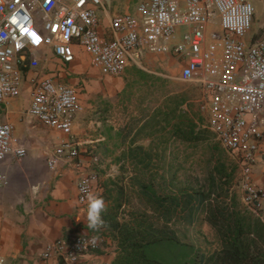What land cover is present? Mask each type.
Instances as JSON below:
<instances>
[{
    "label": "built area",
    "instance_id": "built-area-1",
    "mask_svg": "<svg viewBox=\"0 0 264 264\" xmlns=\"http://www.w3.org/2000/svg\"><path fill=\"white\" fill-rule=\"evenodd\" d=\"M255 15L251 0H140L135 11L114 13L106 0H0V186L6 182L2 161L27 155L17 144L16 125L3 118L4 106L21 95L27 80L29 115L69 137L48 153L49 165L74 159L80 168V205L88 207L89 192L103 198L97 176L87 170L100 158L93 155L85 165L74 136V121L84 109L79 91L41 74L42 50L51 49L66 65L75 60L78 45L103 76L123 75L148 55H172L182 66L179 79L201 91L199 125L238 159L244 204L264 220V187L251 180L264 154V28L249 36ZM103 231L68 232L49 243L41 257L78 264L84 254L101 248Z\"/></svg>",
    "mask_w": 264,
    "mask_h": 264
},
{
    "label": "trees",
    "instance_id": "trees-1",
    "mask_svg": "<svg viewBox=\"0 0 264 264\" xmlns=\"http://www.w3.org/2000/svg\"><path fill=\"white\" fill-rule=\"evenodd\" d=\"M137 72L146 83L147 73ZM128 91L127 85L117 94L126 109ZM187 102L185 94L170 95L164 104L144 114L130 147L116 158L122 173L105 183L103 198L108 206L102 213L103 233L117 245L113 264H264V220L235 195L229 194V200L213 197L216 190H227L232 178L226 154L217 144L220 158L207 185L176 189L175 179L168 180L165 171L160 173L174 143L197 146L211 138L212 132L198 123L202 118L184 109ZM144 138L151 139L147 147L134 145ZM127 162L133 171L128 176ZM132 195L143 207L127 211ZM125 211L127 217L122 218ZM177 222L194 225L204 242L196 244L181 237Z\"/></svg>",
    "mask_w": 264,
    "mask_h": 264
},
{
    "label": "crops",
    "instance_id": "crops-1",
    "mask_svg": "<svg viewBox=\"0 0 264 264\" xmlns=\"http://www.w3.org/2000/svg\"><path fill=\"white\" fill-rule=\"evenodd\" d=\"M110 1L115 7H119L117 11H135L137 7V2L134 3L133 0ZM107 10L111 13L108 7ZM75 50V60L66 65L51 49L42 50L40 55L47 58V62L40 72L43 75L57 76L59 81L73 85L79 91L84 109L78 112L73 130L77 133L76 136L74 133V136L80 143L85 165L90 163L93 155L100 158L103 154L99 153L102 146L109 148L113 144L120 147V152H114V148L107 149L103 157L108 162H117V156L130 147L132 137L142 124V120L135 128H130L129 124H122L118 129L111 121V124L107 123L109 119L105 120V128H102L99 121L90 120V123H97L94 131L89 129L91 125L86 127L88 131L85 129L84 133L77 129L79 119L86 114L97 116L111 111L109 101L125 87V79L101 75L92 67L91 58L82 47L76 45ZM44 52L47 56H44ZM82 58H85L84 62ZM127 70H130V67ZM26 73L31 74L32 71ZM30 89L29 82L25 80L21 92L24 101H19V96L12 98L3 110L4 120L9 119L16 125L17 144L27 148V155L20 161L14 160L11 156L2 161L6 182L0 186V258L6 260L5 264H67L56 257L44 259L41 254L49 243L68 232L92 233L95 230L88 227V207L80 205L78 200L80 168L74 164V159L59 158L54 167L49 165L48 153L57 143L69 137L62 132L49 130L29 115ZM101 103L104 105L101 106ZM113 132L123 138L121 142L111 144ZM150 142V138L146 141L138 139L134 145L147 147ZM83 143L91 144L86 145L84 150L81 146ZM87 148H94L95 152L88 153ZM93 168L94 164L87 167V170L93 172ZM108 176L110 174L98 176L95 181L103 193L105 187L99 182V178L105 182ZM251 180L259 187H264V154L258 157V162L252 169ZM105 204L107 207V200ZM262 208L264 213V197ZM116 255V243L110 236L104 234L101 248L84 254L78 264H113Z\"/></svg>",
    "mask_w": 264,
    "mask_h": 264
},
{
    "label": "rangeland",
    "instance_id": "rangeland-1",
    "mask_svg": "<svg viewBox=\"0 0 264 264\" xmlns=\"http://www.w3.org/2000/svg\"><path fill=\"white\" fill-rule=\"evenodd\" d=\"M256 7V15L254 20L253 29L250 31L249 36L259 35L264 28V0H251ZM134 3L140 2V0H133ZM106 5L111 13L113 12H130V11H117L118 8L115 7L111 3L110 0H106ZM136 5V6H137ZM258 15V18H257ZM85 58H82L84 62ZM47 62V58H42L41 65L39 70L44 67ZM182 66L177 64L172 55H148L145 62L141 66H131L130 70H127L123 75L119 77H124L125 86H129L130 96L129 100H125L124 103L127 105V109L122 105V101L118 100V97L115 96L111 99L112 109L110 112L102 113L97 116H91L90 114H86L82 118H80V122L77 124V129L82 130L83 133L85 129L88 131V126L91 125V130L94 131L97 126V123H90V120H97L100 122L102 128H105V120H108L107 123H112L115 126L118 124H129L130 128L137 127L143 115L146 113H150L155 107L164 104L166 98L170 95L175 94H185L188 97V102L184 104V109L191 111L194 115H200L199 112V102L198 99L201 97V91L198 86L193 83L185 82L179 79L181 73ZM138 70H142L147 73L148 78L147 82L140 81ZM97 79L102 80V78L97 77ZM105 83V82H104ZM22 94V93H21ZM132 94V96H131ZM30 98V92L28 93ZM19 98H22L21 100ZM18 98L19 101H24V96L20 95ZM104 104L101 103V106ZM106 115V116H105ZM110 123V124H111ZM101 128V127H100ZM205 128V127H204ZM208 129V128H207ZM50 130V129H49ZM53 131V130H52ZM75 133V132H74ZM77 133H75V136ZM113 139L110 140L112 143L121 142L123 139L119 135H116V132H113ZM142 141H146L147 138L140 139ZM81 144L82 149L85 150L86 145ZM217 144L218 148L221 151H224L226 154V161L230 171H232V178L229 188L227 190H216L213 195L214 198L219 196L220 200L228 199L232 195H235L241 204H244L243 195L244 190L242 187V173L240 170L238 159L231 156L219 143L217 138L212 132L211 138L205 143H199L197 146L183 144V143H174L171 148V154L164 162L165 169L161 168L160 173L165 171V176L168 178L175 179V188L179 187H188L192 185L205 184L209 183L208 175L212 170L213 166L220 158L219 151H215L214 145ZM84 145V146H83ZM109 145V144H108ZM114 148V152H120V147H116V145H111L109 148L102 146L99 153H103L100 155L99 164L94 165L93 173L98 176H105L106 174H110L105 182H102L99 178V182L105 185L106 182H110L111 180H117L118 176L121 175L120 165L113 161L108 162L103 155L105 154L107 149ZM94 151V148H87L88 153ZM85 151H83L84 153ZM92 153V152H91ZM99 155V154H98ZM215 155L217 159H214L212 156ZM223 158L221 157V161L223 162ZM126 171L125 175H130L132 171V167L129 162L126 163ZM96 177V179H97ZM96 181V180H95ZM158 181H162L159 179ZM126 183L128 181L126 180ZM208 188V187H207ZM230 194V196H228ZM229 200V199H228ZM245 205V204H244ZM143 204L132 195L130 203H128L125 207V210L142 208ZM127 217V212L125 211L122 214V218ZM175 228L178 229L181 237H184L188 241L195 242L196 244H202L204 239L201 235L196 233V229L194 225L190 226L183 222H177Z\"/></svg>",
    "mask_w": 264,
    "mask_h": 264
},
{
    "label": "clouds",
    "instance_id": "clouds-1",
    "mask_svg": "<svg viewBox=\"0 0 264 264\" xmlns=\"http://www.w3.org/2000/svg\"><path fill=\"white\" fill-rule=\"evenodd\" d=\"M87 199L89 201L87 209L88 227L93 230H98L104 226L102 213L107 210L105 201L102 197L91 192L88 193ZM0 264H3L2 260H0Z\"/></svg>",
    "mask_w": 264,
    "mask_h": 264
},
{
    "label": "snow or ice",
    "instance_id": "snow-or-ice-1",
    "mask_svg": "<svg viewBox=\"0 0 264 264\" xmlns=\"http://www.w3.org/2000/svg\"><path fill=\"white\" fill-rule=\"evenodd\" d=\"M33 35H35V33H33Z\"/></svg>",
    "mask_w": 264,
    "mask_h": 264
}]
</instances>
